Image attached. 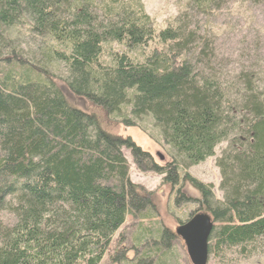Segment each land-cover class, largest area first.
Here are the masks:
<instances>
[{
	"label": "trees",
	"instance_id": "1",
	"mask_svg": "<svg viewBox=\"0 0 264 264\" xmlns=\"http://www.w3.org/2000/svg\"><path fill=\"white\" fill-rule=\"evenodd\" d=\"M183 1L158 30L142 0H0V264H102L128 217L155 218L124 149L140 172L199 192L190 217L212 219L209 256L225 264L264 238V55L228 78L210 20L230 0ZM101 114L125 128L150 118L165 161L110 133ZM224 143L218 201L186 171ZM173 238L140 225L135 257L118 245L110 264H160Z\"/></svg>",
	"mask_w": 264,
	"mask_h": 264
},
{
	"label": "rangeland",
	"instance_id": "2",
	"mask_svg": "<svg viewBox=\"0 0 264 264\" xmlns=\"http://www.w3.org/2000/svg\"><path fill=\"white\" fill-rule=\"evenodd\" d=\"M233 1L230 0L226 7L210 20L217 39L219 59L223 61L221 71L224 75L227 74L228 78L229 75L232 78L235 73L242 69L247 61L251 60V57L247 59L248 56L246 55L250 54L254 56L257 54L261 58L264 55V7H254L251 9L241 4L240 0ZM142 3L145 12L153 20L158 30L166 28L179 16L180 12L185 10V2L183 0H142ZM24 43H27V41ZM23 47L28 49V45L26 44ZM257 49L259 50L255 54V50ZM242 54L246 57L240 58ZM257 63L258 67L254 71L259 72L258 69L260 68L261 61ZM62 69V67L54 66V73L58 72L56 74L61 75ZM55 82H58V85L63 88L61 82ZM69 100L70 103L76 105L78 108L92 112L86 102L82 101L81 103L73 98ZM101 119L103 127L110 133L124 137L130 136L137 145L154 157L156 163L165 161L167 153L157 142L160 133L150 118L134 120L137 125L134 128H125L115 121L104 118L103 114H101ZM226 147V143L219 145L215 150L214 157L186 171L193 179L203 184L211 185L213 194L218 201L222 200L223 195L220 191L221 177L219 169L216 166V160ZM123 153L130 165L131 182L155 194L154 202L157 215L150 220H136L128 217L124 226L114 236L112 247L102 264H110V256L118 245L121 249L126 250L128 259L135 257V254L131 250L133 246L132 239L138 233L140 225H142L144 230H147V233H157L159 230L166 229L168 232L175 234L176 238H173L170 242V251L168 255H166V252V256L162 258L160 264H192L187 254L185 243L177 237L176 230L182 225L181 223H186L191 218L190 216L200 209L197 202L200 199L199 192L187 182L176 188L163 185V176L140 172L134 164L130 152L124 149ZM159 155L164 157V160H160ZM179 188H181V196L185 198L182 199L180 196V203L176 204ZM2 219L8 223L11 221L8 214L2 215ZM250 253L248 256L243 257L235 251L230 252L225 264H264V238L258 242L255 249ZM207 264L223 263L218 258H215L214 255H211Z\"/></svg>",
	"mask_w": 264,
	"mask_h": 264
},
{
	"label": "water",
	"instance_id": "3",
	"mask_svg": "<svg viewBox=\"0 0 264 264\" xmlns=\"http://www.w3.org/2000/svg\"><path fill=\"white\" fill-rule=\"evenodd\" d=\"M160 159L164 160V157L160 156ZM213 227L210 215L198 213L190 221L177 228L176 235L184 241L192 264L208 263L209 238Z\"/></svg>",
	"mask_w": 264,
	"mask_h": 264
}]
</instances>
